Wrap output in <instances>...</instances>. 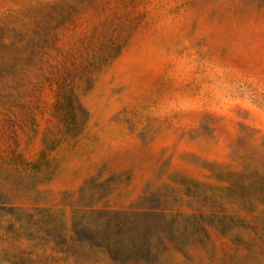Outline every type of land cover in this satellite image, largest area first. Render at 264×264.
<instances>
[{"label": "rangeland", "instance_id": "obj_1", "mask_svg": "<svg viewBox=\"0 0 264 264\" xmlns=\"http://www.w3.org/2000/svg\"><path fill=\"white\" fill-rule=\"evenodd\" d=\"M0 264H264V0H0Z\"/></svg>", "mask_w": 264, "mask_h": 264}]
</instances>
